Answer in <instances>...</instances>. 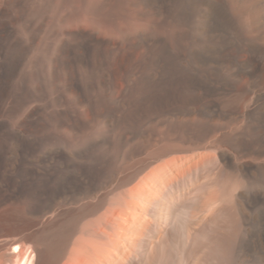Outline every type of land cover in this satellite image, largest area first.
<instances>
[{
  "label": "bare ground",
  "instance_id": "1",
  "mask_svg": "<svg viewBox=\"0 0 264 264\" xmlns=\"http://www.w3.org/2000/svg\"><path fill=\"white\" fill-rule=\"evenodd\" d=\"M216 1L0 0V264H264V0Z\"/></svg>",
  "mask_w": 264,
  "mask_h": 264
},
{
  "label": "rangeland",
  "instance_id": "2",
  "mask_svg": "<svg viewBox=\"0 0 264 264\" xmlns=\"http://www.w3.org/2000/svg\"><path fill=\"white\" fill-rule=\"evenodd\" d=\"M89 1H90V3H93V2H97L98 0H89ZM216 6H217L216 9H218V10H216V12L218 11L216 13V41L218 42V44H222V43L228 42V40H231L233 37H235L236 28H234L235 23H234V19H233V14H232L231 8L229 7L227 0H217ZM133 7H134V9H133ZM137 8H138L137 6H128L127 11H130V12L137 14V12H138ZM77 9H78V11H77ZM75 12H76V14H75ZM90 13L91 12L88 13V11H85L83 8H80L79 2H77L73 14L71 15V17L67 18L62 23V25H65V27H67V29L71 32H76L78 30L77 31L78 33L79 32L86 33V34L94 33L97 36H100L101 38H105V39L110 40L112 42H122L123 45L127 44V41H125V39H126L125 33L127 34V33H129V31H131L132 33H129V34L133 35V32L135 33V31H139L140 29L144 28V27L141 28L142 25L145 26V24H142V22L127 21L125 19H120V21H117L116 23H112V24L108 23L107 24L104 22H99L96 19V17L92 13L91 14ZM230 14H232V15H230ZM84 18H86V19H84ZM77 19H78V21H76ZM46 27H47L46 24H43V26L39 29V31H37V34H36L37 39L33 42L32 46H31L30 55H34L37 52L38 43L43 40V38L45 36ZM126 27L128 29H126ZM113 32H115V33H113ZM219 34H220V36L221 35L222 36L220 37ZM24 35L29 36V31L26 30L24 32ZM122 37L124 38V40ZM226 39H227V41H226ZM132 42H134V41H132ZM243 47L244 48H242L240 51H237L236 48H230L229 50H227V52L218 51L217 55L219 57V60L222 61V65L219 67L220 70H218L219 68H217L216 71L213 70V73L216 76L231 74V72H232L231 70H233V72H235V70H236L235 64H237L240 61L249 60L248 59L249 53H248V51H246L247 48L245 46H243ZM132 49H133L134 55L136 57H139L140 55H142L143 52L146 50L145 46H142V45L137 46L134 43H132ZM243 49H245V50H243ZM34 51H35V53H34ZM4 217H5V214L3 213L1 215V221L2 222H4V220H5Z\"/></svg>",
  "mask_w": 264,
  "mask_h": 264
}]
</instances>
